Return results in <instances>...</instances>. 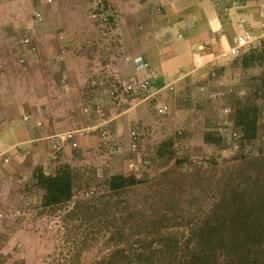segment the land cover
Here are the masks:
<instances>
[{"label":"rangeland","instance_id":"obj_1","mask_svg":"<svg viewBox=\"0 0 264 264\" xmlns=\"http://www.w3.org/2000/svg\"><path fill=\"white\" fill-rule=\"evenodd\" d=\"M127 1L0 0V60L7 58L14 64V81L23 86V95L30 94L29 85L47 82L43 98L51 97L66 110L69 121L82 124L97 120V102L108 116L124 108L106 102V90L98 92L93 83L106 80L107 88L130 79L120 62L140 43L125 42L127 28L134 25L126 20ZM36 12L42 16L39 22ZM251 26L258 39L239 56L219 60L213 67L215 76L210 71L205 74L207 82L218 81L224 95L209 101L203 90L196 91L197 102L203 104L201 113L209 110L211 121L208 128L194 129V137L199 136L195 146L201 149L205 135L212 141L208 150L187 148L184 142L191 127L176 119L179 108H170L160 117L162 138L170 141L152 142L161 150L141 148L147 165L137 160L131 148L116 150L110 132L114 150L90 147L77 150L72 159L65 153L52 173L66 168L72 194L77 196L49 205L37 220H27L40 231L26 236L9 263L264 264V35L258 25ZM154 45L148 44L150 50ZM83 50L87 61L81 60ZM30 53L41 60H34L36 77L30 69ZM20 57L24 64L19 63ZM169 91L177 101L180 90ZM135 100L121 103L130 105ZM184 103L180 108L187 110L189 104ZM226 105L232 111L225 117L239 132L237 149L220 124ZM238 122L248 126L253 137H243V124ZM131 124L138 126L141 138L145 126ZM178 130L183 133L182 146L176 150ZM221 154L223 158L216 160ZM118 174L124 183L112 188L110 179ZM89 189L96 193L85 195ZM26 195L35 198L40 193Z\"/></svg>","mask_w":264,"mask_h":264},{"label":"crops","instance_id":"obj_2","mask_svg":"<svg viewBox=\"0 0 264 264\" xmlns=\"http://www.w3.org/2000/svg\"><path fill=\"white\" fill-rule=\"evenodd\" d=\"M241 1L243 5L240 8H232L227 12L215 6L213 0H129L126 2V8L129 9L126 20L133 22L134 25H130V30L127 28L125 42L140 43L139 47L132 48L128 54L142 55L148 60L150 67L158 72L159 78L153 83L151 90H158V101L166 102L172 110L179 108V116L176 119L185 121L189 128L191 127L184 142L189 150H208L209 145L212 144V141L203 135L200 141L201 149H198L195 144L199 143V136L195 138L193 134L197 127L205 125L208 128L211 121L209 110L201 113L203 104L197 102L196 91L203 90L201 93L204 95L206 93L205 98L213 101L208 94L213 92L214 87L218 88L216 84L218 81L207 82L205 79V74L214 67L213 62L210 61L213 53L230 45L235 21L239 16H245L252 25H258L261 33H264V27H261L264 23L262 15L264 0L258 3ZM150 27L152 31L149 33ZM178 33L182 36L178 37ZM218 35L221 36L220 42H213L210 49L201 50L196 45L197 40H210ZM150 42L157 46L154 45L150 50L148 46ZM86 54L85 50L81 51V60H88ZM28 57L30 69L34 72L33 77H36L38 66L34 60L39 59L38 54L30 53ZM74 58H72L73 61ZM4 59L0 60L4 65L0 74V150L13 144L37 140L29 154L24 157L12 156L10 163L0 170V264H10L9 260L12 256H16L18 247H23L26 236L36 235L40 231L37 227L26 224L27 220H37L41 210L49 207L43 203L44 189L37 185L33 176L36 169L46 168L49 173H52L54 167L48 159V145L44 137L53 131L67 128L71 120H68V113L60 107L59 103L54 102L47 95L43 98L42 92L47 89V82L44 85H29L30 94L24 96L23 86L14 81L16 79L14 64L9 59ZM119 67L124 69L128 78H142L147 74L146 69L136 70L131 61H122ZM41 75L47 76L46 73ZM169 84H172L175 90H180L177 101L170 96V91L166 87ZM218 89L222 90V88ZM186 101L189 108L181 109L180 106L186 104L184 103ZM154 102L153 100L151 102L153 104L137 103L136 99L128 115L111 120L109 132L117 147L116 150L130 148L129 129L133 122H139L147 129L142 132L140 138L142 149L161 150L152 142L156 143L162 139H168L169 143L170 138H162L164 127L160 123L161 116L155 113ZM190 103H193L192 106ZM119 104V106H129L126 102ZM22 114H27L29 120H22ZM38 120L43 121L42 126L36 124ZM92 121L88 120V123ZM148 127L152 129V132H148ZM98 142V135L94 132L83 135L78 139L79 150L96 147ZM68 151L66 149L65 153ZM115 159L116 165L120 164L117 156ZM34 191L40 193L35 198L30 196L34 208L28 211V215H18L21 205L19 195Z\"/></svg>","mask_w":264,"mask_h":264},{"label":"built area","instance_id":"obj_3","mask_svg":"<svg viewBox=\"0 0 264 264\" xmlns=\"http://www.w3.org/2000/svg\"><path fill=\"white\" fill-rule=\"evenodd\" d=\"M50 2L51 0H46ZM250 2H260L261 0H248ZM215 6L219 7L221 10L227 12L232 8H240L243 3L241 0H213ZM262 15L264 17V9H262ZM35 18L39 22L42 19V16L39 12L35 13ZM261 27H264V23L261 24ZM178 37H181L182 34L178 33ZM260 35H264V33H260ZM259 35H257L250 22L247 20L245 16H239L236 18L234 34L231 38V43L227 48H222L217 52L213 53V56L210 58V61L213 62L214 66L218 61L217 60H225L227 58H233L239 56L243 53L247 48H249L256 39H258ZM29 38L25 37L24 41L28 42ZM221 36L218 35L214 39L210 40H197L196 45L201 50L210 49L213 45V42H220ZM123 59L125 61H131L136 70L146 69L147 74L142 78H130L128 80L114 82L105 88L106 80H98L93 84L96 85L97 91L98 89L104 88L106 90V102L109 104H119L121 101H127L128 98L135 97L137 99V103L140 102H149L151 100L155 101L154 109L155 113L159 116H165L170 112V106L166 102L158 101L157 92L158 90L152 91L153 83L159 78V74L156 70L150 67V64L147 59H145L142 55L132 56L131 54H124ZM20 64H24V58L20 57L18 59ZM4 68L3 63L0 61V74L2 73ZM264 73V70H263ZM210 74L215 76V70L212 67L210 70ZM168 89H172L173 85L169 84L166 86ZM224 95V91L217 90L210 92L208 94L209 98L221 97ZM96 110L99 112V117L97 120L82 124L79 120H72L70 125L62 130H56L44 137V140L48 145V159L53 164H58L61 159L64 158L65 150L68 149V157L71 159L76 156L77 150H79L78 139L89 133H96L99 138L98 145L93 150H114V146L110 145V137H109V123L112 119L119 116H126L130 113L131 109L134 107V103L129 106L121 109L113 116H108L103 113L102 104L97 102ZM224 117L221 118L220 124L222 129L227 130L228 133L233 138L232 148L237 149L238 144L235 141L239 137L238 130L232 126V122L225 116H228L232 109L230 106H223L221 109ZM22 120L28 121L29 116L27 114H22ZM38 126H42L43 121L38 120L36 122ZM182 130H178L177 137L173 142V146L176 150H179L182 146ZM129 137H130V148L134 151V154L139 160V162L143 165H147L148 159L142 153V149L140 147V132L137 125H132L129 129ZM37 143V140H29L22 143L13 144L3 150H0V170L7 164L10 163L12 156H26L30 153V149L33 148ZM108 154V153H107ZM69 158V159H70ZM223 158L222 154L217 156L216 160H221ZM188 164L185 163V166ZM42 173L44 175L48 174V170L46 168H42L40 170H35L34 174ZM85 195L90 196L94 195L96 191L94 189H89L83 192ZM79 196H81V191L78 192ZM77 194H72L71 198L76 197ZM19 200L21 202L20 209L18 215L24 216L28 215V211H30L31 206L33 205V200L31 197L22 193L19 195Z\"/></svg>","mask_w":264,"mask_h":264},{"label":"trees","instance_id":"obj_4","mask_svg":"<svg viewBox=\"0 0 264 264\" xmlns=\"http://www.w3.org/2000/svg\"><path fill=\"white\" fill-rule=\"evenodd\" d=\"M242 123V122H241ZM242 125L243 137H253L254 133L248 135V126ZM34 179L38 186L44 189L43 203L45 205H52L65 200H68L72 195V180L70 173L66 168H59L54 173L46 175L42 173L34 174ZM124 183V177L120 174L114 175L110 179V186L117 188Z\"/></svg>","mask_w":264,"mask_h":264}]
</instances>
